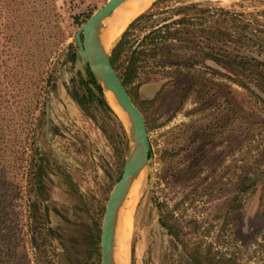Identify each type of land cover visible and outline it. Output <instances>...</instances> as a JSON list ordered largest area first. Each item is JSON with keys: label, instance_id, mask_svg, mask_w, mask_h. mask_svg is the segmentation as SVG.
<instances>
[{"label": "rangeland", "instance_id": "obj_1", "mask_svg": "<svg viewBox=\"0 0 264 264\" xmlns=\"http://www.w3.org/2000/svg\"><path fill=\"white\" fill-rule=\"evenodd\" d=\"M107 1L56 0V14L42 25L30 9L32 24L23 22L9 33L0 28L2 123L8 142L9 124L17 128L20 142L27 137L31 142L18 170L22 187L13 205L18 212L4 218L8 231L17 225L13 231L24 234L29 264H101L102 222L126 161L127 121L108 93L111 109L99 102L96 90L91 94L80 84L89 68L81 62L75 35ZM124 5L103 25L110 55L137 17L108 41V29ZM201 16H210L211 46L221 61L200 59L187 77L157 67L130 87L146 121L151 158L120 211L119 264H198L184 244L191 247L199 240L202 248L212 244L227 257L234 254L240 264L262 262L264 0H168L134 37L142 38L165 22ZM72 51L75 62L69 57ZM74 92L89 98L82 105ZM237 195H242L241 208L228 212ZM126 212L123 261L119 233ZM167 213L179 218L181 241L162 225ZM18 254L12 264L22 260V248Z\"/></svg>", "mask_w": 264, "mask_h": 264}, {"label": "trees", "instance_id": "obj_2", "mask_svg": "<svg viewBox=\"0 0 264 264\" xmlns=\"http://www.w3.org/2000/svg\"><path fill=\"white\" fill-rule=\"evenodd\" d=\"M167 1L157 0L146 12L137 16L127 26L111 50L110 58L112 64L118 71L129 94L130 87L139 81L148 70L153 71L157 67H167L170 71H174L176 75H186L187 77L195 69V65L199 63L200 59L215 62L221 61L218 58V53L215 55L214 48L211 46L215 38L212 27L209 25L210 16H201L200 20L195 17H181L171 22H165L158 29H153L146 33L142 38L134 37L135 30L142 29V22L152 18ZM56 7V0H0V28L3 27L5 31L9 29L7 32L9 33L10 31H15L23 22L29 25L32 24L29 21L31 19L30 9L36 13L38 24L42 25L48 18L47 16L53 12L56 14ZM75 20L77 21V19ZM199 26L201 27L199 28ZM53 40V45H56V36L53 37ZM69 57L71 61L75 62L77 53L72 51ZM226 57L228 63L234 62L228 54H226ZM181 80L183 81L181 78L178 80V84H180ZM80 84L86 86L91 94L96 90L100 94L99 102L111 109L105 98L102 86L89 69L88 78L85 80L81 79ZM73 97L82 105L89 98L87 95L80 96L78 92H74ZM0 98H2V91H0ZM2 115L0 110V264H12L19 255L18 251L21 248L23 252L22 260L18 262V259H16L15 262L16 264H29L31 259L27 252L24 234L20 237L18 231H13L14 228L17 229V225H14L11 231H8L7 220L4 218L8 213L13 212L16 214L18 212L13 206L22 187L18 182V170L22 167L29 137L26 140L21 139L20 142V138L17 136V128L11 129L9 124L10 141L8 142L7 138H9V135L7 128L2 123ZM31 123L34 124V121ZM31 132H33V125ZM36 177H38L37 170ZM40 177L39 174L38 179ZM241 206L242 195H237L229 202L228 212L240 209ZM161 223L181 241L183 226L179 222L178 217L174 216L173 213H167L162 216ZM50 231L51 233L54 232L52 229ZM99 236L97 235L96 237L97 261L100 260ZM203 243V240H199L193 243L191 247L188 244H184V249L196 263L240 264L234 254L228 253L227 257L218 250H214L212 244L208 248H202ZM261 246L259 251H261L260 259L262 262L258 264H264V233Z\"/></svg>", "mask_w": 264, "mask_h": 264}, {"label": "water", "instance_id": "obj_3", "mask_svg": "<svg viewBox=\"0 0 264 264\" xmlns=\"http://www.w3.org/2000/svg\"><path fill=\"white\" fill-rule=\"evenodd\" d=\"M128 1L108 0L87 19L75 35L81 62L88 66L105 93L112 92L127 121L126 161L122 175L108 198L102 222L101 264H119L115 250L120 211L134 182L151 158V142L144 115L114 68L102 35L105 20Z\"/></svg>", "mask_w": 264, "mask_h": 264}, {"label": "bare ground", "instance_id": "obj_4", "mask_svg": "<svg viewBox=\"0 0 264 264\" xmlns=\"http://www.w3.org/2000/svg\"><path fill=\"white\" fill-rule=\"evenodd\" d=\"M150 2H151V0H136V1H133L132 3L129 1L130 4L128 3L129 4L128 6L124 5L123 8L120 10L121 12L117 15L116 18H114L115 20L112 22V24L110 25V27L108 29V34H107L108 35V41H113L114 39H116L121 34L123 29L126 27V25L129 23V21H131L132 18H134L140 12H142L150 4ZM105 42H107V41L104 40V45L106 46ZM108 94L110 95L109 98H110V102H111L112 106L116 109V111L119 114L120 113L122 114V117H124L125 114L122 111L118 102L116 101L112 92L111 93L109 92ZM130 206H131V204H130ZM128 212H126V214L124 213V217H123L124 221L122 222V226L120 228V233H119L120 242L123 245L122 252H121L122 253L121 259L123 261L125 259V257H124L125 241L127 239V232L129 229V227H128L129 226V224H128L129 223V215L127 214ZM117 235H118V232H117Z\"/></svg>", "mask_w": 264, "mask_h": 264}]
</instances>
